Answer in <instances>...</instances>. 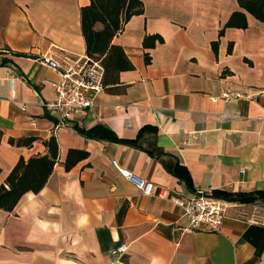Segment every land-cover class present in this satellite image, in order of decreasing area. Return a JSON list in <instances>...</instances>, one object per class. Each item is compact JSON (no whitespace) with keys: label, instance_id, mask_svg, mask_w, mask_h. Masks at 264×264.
<instances>
[{"label":"crops","instance_id":"crops-1","mask_svg":"<svg viewBox=\"0 0 264 264\" xmlns=\"http://www.w3.org/2000/svg\"><path fill=\"white\" fill-rule=\"evenodd\" d=\"M139 1L142 13L112 37L133 67L119 71L95 107L53 127L42 102L58 74L37 57L60 48L85 53L79 9L88 0H0V182L18 156L44 153L50 135L57 143L43 186L25 191L12 210L0 208V264H264V225L235 218L229 207L217 231L182 230L178 205L142 193L110 164L115 158L172 194L259 196L264 22L246 14L245 28L218 35L236 0ZM144 34L162 41L143 46ZM224 88L240 94L222 99ZM29 135L28 145L8 142ZM68 148L87 155L66 170ZM231 200L246 209L251 201Z\"/></svg>","mask_w":264,"mask_h":264},{"label":"trees","instance_id":"trees-1","mask_svg":"<svg viewBox=\"0 0 264 264\" xmlns=\"http://www.w3.org/2000/svg\"><path fill=\"white\" fill-rule=\"evenodd\" d=\"M236 3L238 9L230 12L218 30V35L223 34V30L228 27L245 28L247 26L246 14L264 22V0H236ZM140 13H142V5L139 0H88V3L79 9V27L84 41V51L89 56L100 59L104 68L102 85L105 89H112V86L118 82L119 71L133 67L121 45L114 42L112 37L121 30L124 22L132 15ZM155 41H162V37L159 34H144L142 37L143 46H152ZM210 45L216 52L217 40H211ZM231 46L232 42L228 41L226 52L231 51ZM15 53L30 55L18 51ZM143 57L145 62L149 60L147 52H144ZM74 128L79 133L89 134L76 124ZM34 138L32 135L9 137L8 142L28 145ZM43 142L46 146L44 153L28 156L26 159L18 156L3 182H0V208L7 211L12 210L25 191L36 192L45 183L56 160L57 143L53 135L43 139ZM86 155L87 151L82 148H68L62 163L64 169H69ZM221 196L226 199L252 200L264 197V191L256 197H237L227 194Z\"/></svg>","mask_w":264,"mask_h":264},{"label":"built area","instance_id":"built-area-1","mask_svg":"<svg viewBox=\"0 0 264 264\" xmlns=\"http://www.w3.org/2000/svg\"><path fill=\"white\" fill-rule=\"evenodd\" d=\"M37 58L58 74V78L52 82V98L42 102L45 111L54 118L53 127L64 125V119L72 114L84 113L97 105V98L103 90L104 68L100 59L64 48H60V53L56 56L40 55ZM239 94L238 91L224 88L218 96L227 99ZM216 98L214 96L211 99ZM28 124L33 125V119H29ZM110 164L142 193L166 197L173 204L178 205L180 215L186 219V224L181 226L182 230L217 231L229 207L233 209L235 218L264 225L262 201L251 200L246 209L240 206L237 200L216 196L209 190H195L186 195L172 194L168 193L165 187L142 178L120 165L115 158L110 159ZM124 249V243L117 246L118 251Z\"/></svg>","mask_w":264,"mask_h":264}]
</instances>
